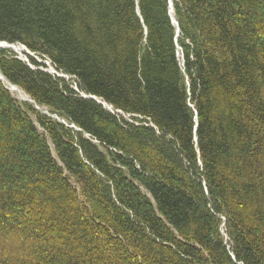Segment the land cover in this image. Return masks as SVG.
Masks as SVG:
<instances>
[{
	"label": "trees",
	"instance_id": "trees-1",
	"mask_svg": "<svg viewBox=\"0 0 264 264\" xmlns=\"http://www.w3.org/2000/svg\"><path fill=\"white\" fill-rule=\"evenodd\" d=\"M0 41L71 78L0 49V264H264V0H0Z\"/></svg>",
	"mask_w": 264,
	"mask_h": 264
},
{
	"label": "bare ground",
	"instance_id": "bare-ground-1",
	"mask_svg": "<svg viewBox=\"0 0 264 264\" xmlns=\"http://www.w3.org/2000/svg\"><path fill=\"white\" fill-rule=\"evenodd\" d=\"M179 33H180V30L178 29L177 37L179 36ZM4 46H6V44L0 42V47H4ZM13 48L16 50V52H18L20 54L23 53L24 54L23 55L24 57H25V54L28 52L25 48L21 47L20 45H15ZM25 59H27V57H25ZM3 79H4L3 81L6 84L7 88L10 89V91H11V93H12V95L14 97L15 96H18L22 101L32 102V100L30 99V97L25 92H23L19 87L11 84L6 78H3ZM102 103H104V102H102ZM105 107H106V109H111L107 104H106ZM38 110H39V108H38Z\"/></svg>",
	"mask_w": 264,
	"mask_h": 264
},
{
	"label": "rangeland",
	"instance_id": "rangeland-1",
	"mask_svg": "<svg viewBox=\"0 0 264 264\" xmlns=\"http://www.w3.org/2000/svg\"><path fill=\"white\" fill-rule=\"evenodd\" d=\"M19 57H21V58H23V59H25V57L23 56L24 54L22 53V54H20V53H18V52H15ZM37 61H42V60H44L43 59V57H39L38 56V58H35ZM45 61V60H44ZM46 62V61H45ZM48 66V65H47ZM48 69L50 70V71H52V69H51V67L50 66H48ZM58 76V75H57ZM59 76H63L62 74H60ZM69 78V77H68ZM70 80H71V78H69ZM69 79H67V80H69ZM69 80V82H71ZM73 87H74V85H73ZM76 87H74V89H75ZM15 98L19 101V103L20 104H24V103H27V102H25V101H22L18 96H15ZM29 103H32V102H29ZM38 108H39V110L40 111H42L43 113H46L47 115H49V116H51V117H53V118H56V119H58L59 120V118H57L56 116H53V115H51L48 111H47V109H45V108H41V107H39V106H37ZM36 107V109H38ZM127 119H129L130 118V116H125Z\"/></svg>",
	"mask_w": 264,
	"mask_h": 264
},
{
	"label": "water",
	"instance_id": "water-1",
	"mask_svg": "<svg viewBox=\"0 0 264 264\" xmlns=\"http://www.w3.org/2000/svg\"><path fill=\"white\" fill-rule=\"evenodd\" d=\"M173 11H174V8H173V3H172V1H171V13H173ZM172 18H173V22L175 23V24H177L178 25V23H177V21L175 20V18L172 16ZM6 44V43H5ZM6 47V46H5ZM7 47H10V48H12L10 45H7ZM0 78L2 79V80H4L3 78V76L2 75H0ZM4 82V81H3ZM5 84V83H4ZM6 85V84H5ZM7 87V86H6ZM9 89V88H8ZM10 90V89H9ZM89 98H91V99H93V100H96L98 103H100V104H102L104 107L106 106V104L105 103H102L98 98H96V97H92V96H90ZM106 108V107H105ZM110 111H111V109H109Z\"/></svg>",
	"mask_w": 264,
	"mask_h": 264
}]
</instances>
